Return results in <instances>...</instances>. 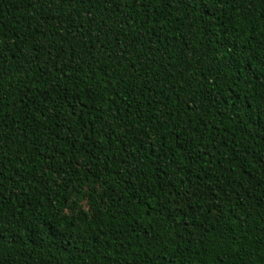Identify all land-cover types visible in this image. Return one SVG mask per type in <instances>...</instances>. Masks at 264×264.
Instances as JSON below:
<instances>
[{
    "label": "trees",
    "instance_id": "1",
    "mask_svg": "<svg viewBox=\"0 0 264 264\" xmlns=\"http://www.w3.org/2000/svg\"><path fill=\"white\" fill-rule=\"evenodd\" d=\"M0 264H264V0H0Z\"/></svg>",
    "mask_w": 264,
    "mask_h": 264
}]
</instances>
